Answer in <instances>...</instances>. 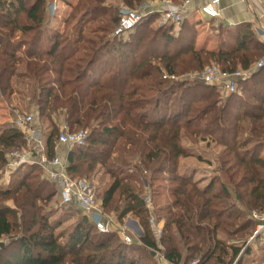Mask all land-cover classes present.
<instances>
[{
	"label": "trees",
	"instance_id": "16d2710c",
	"mask_svg": "<svg viewBox=\"0 0 264 264\" xmlns=\"http://www.w3.org/2000/svg\"><path fill=\"white\" fill-rule=\"evenodd\" d=\"M148 1L121 0L137 10ZM106 2L77 0L58 30L49 26L51 0H0V98L13 101L24 65L33 82L27 98L38 119L50 123L48 158L56 156L64 125L87 130L86 144L70 148L67 172L77 180L104 167L110 180L100 193L102 208L121 223L130 215L139 219L140 244L100 232L74 204L61 203L83 213L64 228V219L45 213L58 189L29 165L0 186V264H157L156 250L170 264H241L242 247L221 235L251 237L252 212L264 211V69L226 97L189 73L211 61L225 72L251 68L264 56V43L246 25L229 31L233 43L198 49L189 19L154 26L159 14L145 11L136 28L114 36L123 5L117 10ZM207 137L222 149L219 175L206 183L182 172L181 160L192 155L184 138L197 144ZM27 140L14 124L0 131V171ZM157 181L154 198L168 193L164 201L152 198L166 220L160 238L143 195L146 184L154 188Z\"/></svg>",
	"mask_w": 264,
	"mask_h": 264
},
{
	"label": "rangeland",
	"instance_id": "374dc122",
	"mask_svg": "<svg viewBox=\"0 0 264 264\" xmlns=\"http://www.w3.org/2000/svg\"><path fill=\"white\" fill-rule=\"evenodd\" d=\"M52 1V5H51V9L53 7V5L55 4V11L52 12L51 11V18H50V24L49 26L51 28L54 29H58V30H63L65 28V20L69 17V15L72 12V6L76 4L77 0H51ZM107 4H114L116 5L115 8L118 10L121 5H123L124 3L121 2V0H106ZM147 4V3H146ZM146 4L144 5V7L140 10L142 11V13H144L143 11H145V7ZM162 9L157 10L153 13H158L159 16L156 17V19L153 22L154 26H157L162 23ZM205 21V20H204ZM205 25H207V27L209 29H213V25H211V23L209 24L207 21L204 22ZM212 26V27H211ZM196 32H197V39H198V34L200 33V31H202V28H198L195 27ZM213 32H208V34L204 35V38H211L210 35H212ZM196 47H197V41H196ZM264 59V56H262L261 58H259L253 65H251V67H256V64L260 61ZM210 64H214V65H219L218 63L211 61L210 63H207L205 65V67L207 65ZM204 67V68H205ZM203 68V69H204ZM242 67L238 66L237 69H241ZM248 69V68H247ZM260 69H264V65L261 67L257 68V71ZM19 77L17 79V85H18V91L17 94L14 95L13 101L11 103H8L4 100V98H0V131H3L4 129H7L9 127H11V125H16L19 127V121L21 119H24L26 116L33 114L34 115V120L29 122L27 124V126L33 128L36 132L37 129H39L40 132V136L39 134H36V137H39V141H37L35 138L32 139V141L30 142L29 140H27V144L20 148V149H15V150H19L21 152H25L27 154L30 155V160L27 163L21 164L18 167H12L10 165L11 162V154L13 153V151H11L8 155L9 157V162L6 168H4V170L0 171L1 176H3L4 178L7 177H11L12 174L14 172H16L18 169H20L23 165H27L33 158L39 157V155L41 153H47V148L44 146L45 141H46V135L49 131V121L46 119H38V113L35 109V107L30 104V100L29 98H27L28 95V91L31 88V84L33 83L32 80L30 79L29 75L26 73V69L24 67V65H21L19 67ZM202 69L201 70H197L193 73H189L191 74L190 76L193 78H198L201 80L200 75L202 73ZM221 94L222 96L227 95L226 92L221 89ZM226 97V96H225ZM87 131V130H86ZM185 147L192 153L191 156L189 157H185L181 160V171L184 173H190V174H195V179H199L203 182H209L212 178L217 177L219 175L218 169H219V161H218V153L219 151H221V147L216 144L215 142L211 141V139L209 137H207L205 140H201L199 143L197 144H193L190 140H188L187 138H184L183 140ZM263 153V157H264V151ZM201 157V158H199ZM38 159V158H37ZM39 163V161H37ZM36 163V162H34ZM37 165V164H35ZM29 166V165H28ZM39 166V165H37ZM40 167V166H39ZM134 167H131L130 169L128 168V170L126 171L127 173H133V172H129V171H133ZM42 178L41 179H45L46 181H49L50 185H51V189H53L54 191H57V187L56 184L50 180L46 175L45 171L42 167H40V170ZM12 178V177H11ZM109 178L110 180V176L109 174L106 172V170L104 169V167L100 166V168H98V170L95 172V174L93 176H91L90 178H86L83 177L82 179H78V180H83L85 182H87L90 186V188L92 189L93 193L95 194L96 198L101 201V197H100V193L102 191V189L105 187V185L109 182L107 179ZM219 181V180H218ZM5 183L3 181H0V184L3 185ZM159 181H157L155 183L154 188L148 184H146L145 188L143 189V195L145 197L151 198V201L153 203L152 198H154V194H153V189H156L157 186L159 185ZM202 183V182H201ZM165 185H167V183L165 182ZM161 193V192H160ZM58 194H56V196L52 199V201L45 206V213L49 211V215L52 216V219H58V217L60 219H64L65 220V224H63V227L66 228L68 226L71 225H75V223L79 220V218L81 217V215L83 213H81L80 211L75 210L73 207L70 206H65L62 205L58 196ZM168 193L167 191L163 192L162 195L160 194L159 197H156L154 199L156 200H162L164 201L165 199H167ZM11 203V202H10ZM154 206V204H153ZM104 211V210H103ZM104 214H106V218L108 219L109 217L114 219L117 223H119L120 225H123L127 228L129 227V220L131 221H140L139 219H137L136 217H133L132 215L128 216L125 221L123 223H121L118 220L117 214L115 213H107L104 211ZM153 214L155 215V217L157 218V220H159L160 222H163L164 225L166 223L165 218H160L158 213H156L155 207L153 209ZM133 227H135V229L138 227V225H136L135 223L132 224ZM137 226V227H136ZM142 228V227H141ZM142 231V235H143V229ZM135 232V234H134ZM130 234L135 238V245H139L140 244V236L138 235L136 231H132L130 230ZM221 237L225 238L226 243H229L231 245H235V246H241L242 250L240 255L238 256V260H241V264H245L244 262H246L247 260V256H249L251 254V252L254 250L253 246L256 245L257 242L258 243V251L255 255V257H257L260 261L262 262L264 260L263 258V251L261 250V248H264V243L258 241V240H250V236L245 237V238H233V239H228V237L224 234L221 235ZM10 237L6 236L4 237V239L2 240L4 244L9 242ZM264 240V239H263ZM133 242V243H134ZM247 251H251L250 253H248ZM153 256L156 257V262L157 264L162 263V260L164 259L163 256V251L161 250H156V252H153ZM237 260V261H238ZM251 260V259H249ZM199 261V259H198ZM165 263V262H164ZM237 263V262H236ZM70 264V263H69ZM250 264V263H247Z\"/></svg>",
	"mask_w": 264,
	"mask_h": 264
},
{
	"label": "built area",
	"instance_id": "2783aa9c",
	"mask_svg": "<svg viewBox=\"0 0 264 264\" xmlns=\"http://www.w3.org/2000/svg\"><path fill=\"white\" fill-rule=\"evenodd\" d=\"M166 4H172V0H163ZM191 0H185L179 8L167 7L162 8V23L179 25L184 20L183 8H185ZM221 0H206L205 4L200 7V11L203 15L210 18L219 16V6ZM56 5L52 7V12L55 11ZM144 14L137 9L131 8L127 5H123L120 9L119 22L113 32L114 36H121L136 28L141 23ZM264 65V59L260 60L256 67L248 69H236L233 72H225L218 65H207L200 78L206 83L215 84L223 89L226 93H233L238 90L239 81L243 78H247L250 74ZM34 120V115L30 114L24 119L19 121V127L26 133L27 139L31 142L32 139L39 141V137H36L37 132L32 128L26 126L29 122ZM40 136V135H39ZM88 138V132L86 130L70 131L68 128L63 127L60 133L58 144L67 145L69 148L76 146H83L86 144ZM41 141V140H40ZM57 150V147H56ZM11 156L10 165L12 167H18L21 164L27 163L30 160V155L21 152L19 150L13 151ZM39 164L43 165L47 171L48 178L52 180L59 191V199L64 204H74L86 215H89L96 223L98 230L102 233H109L116 231L122 241L130 245L135 241V238L130 234L129 228L120 225L112 218H106L104 214L102 203L99 201L89 184L83 180H75L67 172L68 162L62 157L56 155L54 158L49 159L47 155H43L39 160ZM147 206L151 210L150 225L156 232L158 238L163 235L164 223L157 220L153 214V203L151 198L147 197ZM251 218L256 222L254 232L250 240L264 239V211H253ZM198 260L191 264H198Z\"/></svg>",
	"mask_w": 264,
	"mask_h": 264
},
{
	"label": "crops",
	"instance_id": "0c3cea01",
	"mask_svg": "<svg viewBox=\"0 0 264 264\" xmlns=\"http://www.w3.org/2000/svg\"><path fill=\"white\" fill-rule=\"evenodd\" d=\"M205 2L206 0H191L190 3L185 8H183L184 17L189 19L191 23H194L196 27L202 28V31H200V33L198 34L197 39L198 49L215 50L220 47V43L222 41H229L233 43V38L232 36H230L229 31H239L246 25H250L251 30L255 33V37L264 43V0H221L219 6V16L215 18L205 16L200 11V7L205 4ZM181 3H183V1ZM167 7L179 8L180 5H175V3H172L171 5L166 4V2H164L163 0H151L147 2L145 12L148 14ZM206 21L209 24L211 23V25H213V27L211 26L213 29H209L207 25H205L204 22ZM209 31L213 32V34L210 35L211 38H204L203 34L206 35ZM28 127L29 126H27V128ZM37 131V134L41 135L39 129H37ZM44 146L46 147V144H44ZM56 147V155L62 157L67 161V156L70 148L67 145L63 144H58V146ZM43 155H47V153H41L39 157L33 158L30 161L32 163L23 165L21 167L22 170H25L28 165L35 164L39 165L45 170L44 166L37 162L42 158ZM46 172L47 171H45V173ZM11 177L6 176V178H4L3 176H1L0 181L4 182L5 180V183L3 185L0 184V186H7L11 181ZM107 180L109 181V178ZM133 223L138 225V227L136 226V229L132 226ZM129 227V230L136 231L138 235L142 234L140 233L142 228L138 221L129 220ZM258 243L259 242H257L256 245L253 246L254 250L252 252L250 251L251 254L246 257L247 260L246 262H244L245 264H264V260L262 262H259L260 260L255 257L258 251ZM261 250L263 251L264 258V248H261ZM160 264L170 263L164 258L162 260V263Z\"/></svg>",
	"mask_w": 264,
	"mask_h": 264
},
{
	"label": "water",
	"instance_id": "95a60500",
	"mask_svg": "<svg viewBox=\"0 0 264 264\" xmlns=\"http://www.w3.org/2000/svg\"><path fill=\"white\" fill-rule=\"evenodd\" d=\"M136 225H137V224H136ZM140 233H142V232L140 231ZM141 235H142V234H141ZM2 244H3V243H2ZM2 244H1V245H2Z\"/></svg>",
	"mask_w": 264,
	"mask_h": 264
}]
</instances>
